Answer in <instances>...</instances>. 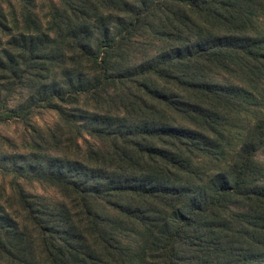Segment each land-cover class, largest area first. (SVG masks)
I'll return each mask as SVG.
<instances>
[{
    "label": "trees",
    "instance_id": "1",
    "mask_svg": "<svg viewBox=\"0 0 264 264\" xmlns=\"http://www.w3.org/2000/svg\"><path fill=\"white\" fill-rule=\"evenodd\" d=\"M11 120L0 264H264V0L0 3Z\"/></svg>",
    "mask_w": 264,
    "mask_h": 264
},
{
    "label": "rangeland",
    "instance_id": "2",
    "mask_svg": "<svg viewBox=\"0 0 264 264\" xmlns=\"http://www.w3.org/2000/svg\"><path fill=\"white\" fill-rule=\"evenodd\" d=\"M8 0H0V3L6 4ZM39 9H45L49 0H37ZM57 121V114L54 112H45L42 115H37L33 118V122L42 126L47 127L48 125H53ZM23 135L24 127L17 121L11 120L6 124H0V153L5 155H13L15 152L22 153L23 149ZM12 140L14 142L8 143L7 140ZM260 159L264 162V155H260ZM12 177L5 176L0 173V189L2 187L6 188V194L11 197L12 192L10 188V181ZM26 189L32 193H38L46 195L51 198H59L58 192L50 187L40 186L38 184H26L24 183ZM7 198L2 197V203L6 202Z\"/></svg>",
    "mask_w": 264,
    "mask_h": 264
}]
</instances>
